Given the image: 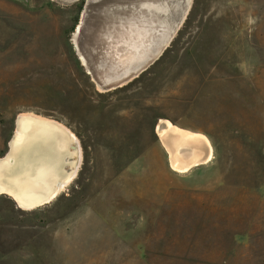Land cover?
Segmentation results:
<instances>
[{"label":"rangeland","instance_id":"1","mask_svg":"<svg viewBox=\"0 0 264 264\" xmlns=\"http://www.w3.org/2000/svg\"><path fill=\"white\" fill-rule=\"evenodd\" d=\"M147 1L0 0V159L24 113L82 153L49 202L0 193V264H264V0H192L161 57L117 86L164 24ZM167 122L212 157L173 168Z\"/></svg>","mask_w":264,"mask_h":264},{"label":"bare ground","instance_id":"2","mask_svg":"<svg viewBox=\"0 0 264 264\" xmlns=\"http://www.w3.org/2000/svg\"><path fill=\"white\" fill-rule=\"evenodd\" d=\"M147 2L150 12L161 11L157 8L158 2ZM18 123L10 142L11 150L0 159V193L13 197L21 208L32 209L51 201L65 188L77 172L82 153L75 134L60 122L24 113ZM158 131L171 154L173 168L179 171L188 170L200 160L203 145L209 143L205 136L180 129L170 122ZM211 157L210 148L204 162Z\"/></svg>","mask_w":264,"mask_h":264},{"label":"water","instance_id":"3","mask_svg":"<svg viewBox=\"0 0 264 264\" xmlns=\"http://www.w3.org/2000/svg\"><path fill=\"white\" fill-rule=\"evenodd\" d=\"M27 1V0H25ZM153 1V0H152ZM162 1L165 5L163 7V11L161 10L160 12L155 11L156 14L153 16H150L149 18L152 20L153 18H161L160 21H163L164 24L161 26L160 22L152 23V33L150 34L151 36L148 37L147 39V46L145 50H143L141 53L139 52H134V57L140 56L136 62L138 61H144L148 60L144 66L136 71H133L131 74L123 76L122 78H119L116 83L117 86L125 84V79H133L140 74H142L144 71H146L151 65H153L163 54V52L168 48L170 45L172 39L174 38L175 34L177 33L178 29L180 26L183 24V22L186 19V16L190 10L192 0H159ZM190 2V4H189ZM154 10V9H153ZM149 14V13H148ZM151 15V14H150ZM160 30L163 32V36L161 38V41L157 43L154 39V36L157 34L159 35ZM142 49V48H141ZM140 49V50H141ZM158 49V50H156ZM162 49V50H161ZM161 50V52H159ZM128 52L126 53V55ZM129 56V54L127 55ZM135 59H133L135 61ZM131 63V62H130ZM128 80V81H129ZM18 121L16 122V127L18 128ZM11 148V147H10ZM11 150V149H10ZM207 153L203 149V156L200 160L189 166V169L198 166L201 163H204V159H206ZM172 161V159H171Z\"/></svg>","mask_w":264,"mask_h":264},{"label":"flooded vegetation","instance_id":"4","mask_svg":"<svg viewBox=\"0 0 264 264\" xmlns=\"http://www.w3.org/2000/svg\"><path fill=\"white\" fill-rule=\"evenodd\" d=\"M158 2H159V0H157ZM134 57H131V58H129L128 60H130V59H133ZM128 60L126 61V66L128 67L129 65H131V69L130 70H128L127 71V69H126V71L124 72V73H120L119 74V76L120 77H117V78H115V80L116 79H119V78H121V77H123V76H126V75H129V74H131L133 71H136V70H139V69H141L143 66H144V64L143 65H140V66H135V64L134 63H130L129 64V62H128ZM148 61V60H147ZM146 61V62H147ZM145 72V71H144Z\"/></svg>","mask_w":264,"mask_h":264}]
</instances>
